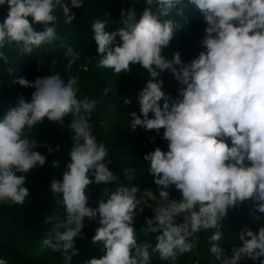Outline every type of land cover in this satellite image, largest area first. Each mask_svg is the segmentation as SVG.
<instances>
[{
	"label": "clouds",
	"instance_id": "clouds-1",
	"mask_svg": "<svg viewBox=\"0 0 264 264\" xmlns=\"http://www.w3.org/2000/svg\"><path fill=\"white\" fill-rule=\"evenodd\" d=\"M70 4L81 8L83 0H70ZM146 4L138 22L134 10L125 13L122 9L124 27L116 32L105 31L106 21L96 20L92 27L100 57L96 67L112 69L119 76L139 65L148 74L137 94L139 114H129L133 131L164 129L162 138L168 142V151L156 147L144 156L159 190L155 207L137 185L125 186L119 180L108 167L110 160L105 163L108 149L104 142H97L90 123L97 101L78 98V77L69 75L65 80L55 73L31 82L17 78L14 83L35 91L30 100L19 96L0 120V204L23 205L30 195L25 186L27 175L46 163V157L36 150L41 145L29 133L45 119L63 125L66 116L72 117L68 125L70 161L62 178L50 183L51 193L61 197L56 203L65 214L63 219L53 214L44 221L54 226L42 240V247L63 253L67 261L86 217L90 221L99 217L92 242L102 243L104 252L87 264H151L150 247L161 260L176 264L178 256L196 247L198 234L208 229H216L209 237L210 253L222 259L220 228L229 209L251 200L250 215L258 220L255 213H264V0H146ZM4 5L8 13L0 22V60L5 62L9 61L2 51L6 46L15 44L23 56L59 39L54 26L56 10L62 11L66 24L74 20L65 0H0V6ZM188 5L199 10L206 22L200 41L204 50L188 63L179 52L166 59L162 52L181 27L169 17L173 13L183 16ZM38 24L44 25L43 31L35 29ZM64 58L71 69L80 53L68 46ZM165 70L182 85L171 103L160 79ZM108 92L104 90L105 95ZM123 102L127 105L131 100L125 97ZM44 147L52 153L49 145ZM52 166L59 167L60 160ZM135 171L124 168L125 178L133 181ZM93 183L117 185L103 188L97 208L87 206L86 190ZM173 186L181 199L170 198ZM141 205L152 208L153 215L146 218L141 232L157 234L154 247L138 243L133 225L137 210H144ZM178 217L183 219L178 221ZM239 238L243 245L234 247L222 264L264 257V227L255 233L245 226ZM76 254L78 250H73L72 255ZM0 264L8 262L0 259Z\"/></svg>",
	"mask_w": 264,
	"mask_h": 264
},
{
	"label": "rangeland",
	"instance_id": "rangeland-1",
	"mask_svg": "<svg viewBox=\"0 0 264 264\" xmlns=\"http://www.w3.org/2000/svg\"><path fill=\"white\" fill-rule=\"evenodd\" d=\"M65 2L69 3L71 14H74V20L72 24H66L62 11L56 10L54 14L57 16V21L55 22L54 26L59 39L53 41L51 44H45L42 46L39 49L37 55L33 57L34 59L32 60H37V58H40V56H46L45 63L36 67L35 72H32L34 69L31 68V65L34 61H31V58L28 56H25V59L23 58L22 60V56L19 55V51H14L17 47L15 44L6 46L2 50L6 53V55H8L9 61L5 62L0 60V120L3 119L9 107L16 104L19 96L22 95L28 100L31 99V95L35 91L34 88H24L19 84L14 83L17 78H20L23 75L24 78L30 82L37 77H44L55 73H59L65 80L68 79L69 75L75 76L78 77L79 91H88L94 86L96 87L98 84L100 85L101 82V87L99 89L100 95L104 96V90H109L107 101L104 103L105 106H109L111 108L107 111L109 114L108 116H112L114 112H116V110L114 111L115 107L112 108V106L119 103L122 104L123 102V100L117 96L115 87H109L110 84H115L120 81L126 90L131 91L133 89L139 91L146 83L148 77L141 78L138 76V74L142 73L144 76L148 74L139 65L130 66V72L121 74L119 76L114 74L112 69L96 67V64L100 59L99 55H97V49L92 50L88 54L80 52V59L72 65L71 69H68L67 60H65L64 56L62 55L63 49L67 48L68 46H72L74 49L79 48L80 51L81 49L86 48L89 37L94 36L92 25L96 20L106 21V32H116L120 28L124 27L123 19H125V17L121 15V10H125L126 13L131 9L134 10L135 20L138 22L143 11L148 7L146 0H83V7L81 8H71L70 0H65ZM185 2H187V0H185ZM169 18H173L174 21L181 27L178 28L170 45L164 48L162 55L166 59L171 60L173 54L179 52L181 55V60L184 63H188L192 59L196 58L198 54L204 50L200 45V41L205 35L204 30L206 28V22L200 11L192 5H188L184 9L183 16H175L173 13V15ZM3 20L4 17H0V22H3ZM184 26L186 27L184 28ZM187 26H189L188 29H186ZM34 27L37 31L44 30V25L42 24L34 25ZM77 35L84 37V40L82 43H80V46H75V44L79 42V40L74 41ZM116 42L119 43L118 36L116 37ZM56 43L59 46L56 45ZM94 44H96V42ZM61 45H63L64 48L61 47ZM95 46H97V44ZM7 47L10 48L9 52H12L11 54H8V51L6 50ZM51 52L54 54L55 52H58L59 54L55 55L57 57L52 59L50 58L52 56H47V54H51ZM53 60H56L57 62L53 64ZM38 63L34 65H37ZM175 67L179 69L180 66L175 65ZM103 73H105V75L102 77ZM26 74L28 76L29 74H32L33 76L31 78H27L25 76ZM161 74L165 75V77L162 78L164 79L163 90L171 97V100L169 101L171 103V101L174 100L173 97H177L178 89L181 88L182 85L179 84V82L174 78L173 74L169 70H165ZM7 90L10 91L5 92ZM78 98H82V95H78ZM159 103L162 106L164 103L163 99ZM131 105H137L136 107H140L139 100L132 99L131 103L127 104V106ZM149 118H152V115H149ZM123 120L129 122L130 125L131 116L129 111H126V114L122 116L121 121ZM50 123V121L48 122V120H44L43 123L40 124L41 130L47 133L46 129L49 127L48 124ZM63 135L66 137V133L62 132L61 136ZM36 169L37 167L33 168L32 171H30V173L27 175L26 182L28 185L26 187L28 188L33 185L32 177L35 173L33 170ZM133 185H137L139 187L140 193L144 195V198L148 200V203L151 204L152 207L157 205V202L160 198L153 190L132 182L125 184V186L129 187ZM175 199L179 200L181 199V196ZM26 205L27 203L23 205L0 204V239L7 238L10 241L17 242L18 240L30 237L29 230L27 232H4L7 235H4L3 233L4 226L13 230L14 228L18 229L17 226H21L22 221L26 222L27 224L30 222V220L24 221L23 213L19 212L22 206L24 207ZM139 207L144 208V214L147 213L148 215H153L152 208L144 205ZM16 217H20L22 220L21 221L18 219L20 225L17 226L14 220L17 219ZM182 219L183 217L177 218L178 221ZM212 234L213 233L209 232V229L203 230L201 233H199V239L196 242V247L192 250V252L178 256L176 264H222L223 258L231 257L232 249L234 247H241L243 245V242L240 241L236 243H227V241H229V237L222 235V239L219 241V244L223 249V256L221 260H217L211 255L209 250L211 246L209 237ZM137 235L138 243H147L152 247L155 246L156 233L139 235L137 232ZM79 240L83 241L82 238ZM77 242L78 245L76 249L78 248V250H81V248H83L84 250L82 252L79 251L78 254H76L73 259L71 258L70 261H67L65 255L60 252H53L45 256L43 254L45 247L39 249L38 253L40 255H38L37 249H30L29 247L18 248V246L15 244L4 243H0V259L6 260L8 264H66V262L70 263L73 260L76 261V264H87V262L94 258V256L90 257L85 255V243H80V241ZM228 244H231V246ZM97 250L100 251V255L97 257L99 258L104 254L103 247L97 248ZM149 253L151 264H171V261L161 260L158 254L152 253L151 247L149 248ZM70 254L68 255L71 256ZM261 260H264V257H260L257 260L245 258L242 259L239 264H260Z\"/></svg>",
	"mask_w": 264,
	"mask_h": 264
},
{
	"label": "trees",
	"instance_id": "trees-1",
	"mask_svg": "<svg viewBox=\"0 0 264 264\" xmlns=\"http://www.w3.org/2000/svg\"><path fill=\"white\" fill-rule=\"evenodd\" d=\"M7 13V5L0 6V17L5 18ZM185 27L186 26H184V28ZM188 28L189 26H187L186 29ZM78 40L79 42L75 44V46H80V43L83 42L84 37L77 35L74 41ZM94 43V36H90L87 41L86 48L81 49V51L79 50V48L75 50L79 53L82 52L84 54H88L92 50L97 49V46H95L96 44ZM44 45L45 44L41 45L39 48H35L31 54H25L21 57V59L23 60V58L25 59V56H28L29 58H31V61H34L31 65V68L34 69L32 70V72L36 71L35 68L40 65V61H46V56L44 55L40 56V58H37V60L35 59L36 61L32 60L34 59L33 57L37 55L39 49ZM56 45L58 44L56 43ZM6 50L8 51V54L12 53L9 52V47H7ZM14 51H18V47H16ZM65 51L66 48H64L62 51L63 56ZM58 54V52H55V54L51 52V54L48 53L47 56H52L50 58L53 59L57 57L55 55ZM36 63L38 64L34 65ZM104 75L105 73L102 74V77ZM25 76L27 78H31L33 75L29 74L28 76L26 74ZM138 76L141 78L148 77V75L144 76L142 73H139ZM22 77L24 78V75ZM163 77H165V75L161 74L160 79H162ZM162 80L164 81V79ZM100 87L101 82L100 85L98 84L96 87L94 86L88 91H78L77 96L82 95V98L84 96H87L90 100L94 99L97 101L96 108L91 115L90 123L93 127L92 134L96 137L97 142H104L105 146L108 149L109 155L106 158L105 163H107L108 160L111 161V163L108 164L109 169L115 175H117L119 180L124 185L129 182L136 183L143 187H148L159 196L158 186L154 183V178L149 175L148 172L150 162L144 160V156L146 153L154 151L156 147L161 148V150L165 152L168 151V142L162 138L164 129H161L159 132H156L155 130H145L143 128H138L133 131L129 125V122H127L126 120L121 121L122 116L126 114V111H129V113H131L132 111H136L139 114L140 107H136L137 105L127 106L124 104V102H122V104H115L114 106H112V108L115 107L114 111L116 110V112H114L112 116H108L109 114L107 113V111L111 108L104 105V103H106L107 101L108 93L106 95L103 93L104 96L100 95ZM109 87H115L117 96L123 101L125 97H128L130 100H138V91L133 89L131 91L126 90L123 84L120 83V81L115 84H110ZM9 91L10 90H7L5 92ZM173 99H175V97H173ZM149 115L152 114L150 113ZM71 120V115H68L64 118L63 125L53 122L48 124L49 127H47L46 129L47 133L41 130L40 125L34 126L29 133L30 138L36 139L38 141V144L41 145L36 150L46 157V163L42 167L37 166V169L33 170L35 172L32 177L33 185L29 187L30 195L26 198V201L24 203H27V205L24 207L22 206V208L19 210V212L23 213L24 215L23 220H30V222L27 224L26 222H23L20 217H16L17 219H14L16 226L20 225L18 219L22 221V225L17 226L18 229L14 228L13 230L4 226L3 233L10 231L27 232L29 230L30 237L18 240L17 242L10 241L7 238H2L0 239V243L15 244L16 246H18V248L29 247L30 249H37L38 253L39 249H42V240L49 236L54 226L52 223L45 224L44 221L53 214L58 215L61 217V219H63V216L65 214L64 209L61 205L56 203V201L58 199H61V197L55 196L51 193L50 183L53 179L60 180L62 178V174L66 170L65 165L70 161L68 153L71 149L72 134L68 128V125L70 124ZM62 132L66 133V137L64 135L61 136ZM45 144L49 145L53 149L51 154H49L48 148L44 147ZM57 146L60 147L59 152L55 151ZM56 160H60V166L57 168H53V161ZM126 167H131L136 170L135 179L133 181H128L125 178L124 168ZM90 179L94 180V177H90ZM27 185L28 183L26 182L25 186ZM116 186V184H90L86 190V194L88 195L87 206L91 208H97L98 201L103 197V188L111 187L114 189ZM169 192L171 199H175L181 196V193L176 190L174 186L169 189ZM252 204L253 202L249 200L247 203L240 205L238 208H231L228 210L227 217L221 221L222 226L220 228L222 235L229 237V241H227V243H236L238 241L243 242L240 240L239 236L245 226L255 233H258L259 229L261 227H264V213H255L256 216H259L258 220L250 215V213L252 212ZM144 213L145 211L140 212L139 210H137V214L134 219L133 226L139 235H144L141 232V228L146 226V218L152 217L151 214L148 215L147 213ZM98 219V216L96 219L91 221L87 217L85 218V227L82 229L81 234L74 238V249H70L67 253V255L71 253L70 255L72 259L76 256L72 255V251L78 250V248L76 249L78 245L77 241H80V243H85V255H88L90 257L94 256V258H97L100 255V251L97 250V248L103 247L102 243L92 242V237L95 235L97 227H99ZM215 231L216 229H209L210 233H213ZM4 235L7 234L4 233ZM80 238H82L83 241L79 240ZM245 239L250 238L245 236ZM228 245L231 246V244ZM83 250L84 249L81 248V250H78V252H82ZM50 253H53L52 249L45 247L43 254L47 256ZM38 255L40 254L38 253ZM66 264H76V261L73 260L70 263L66 262Z\"/></svg>",
	"mask_w": 264,
	"mask_h": 264
}]
</instances>
